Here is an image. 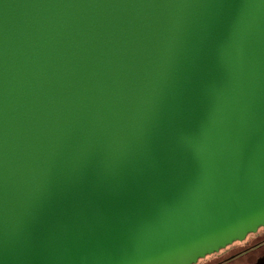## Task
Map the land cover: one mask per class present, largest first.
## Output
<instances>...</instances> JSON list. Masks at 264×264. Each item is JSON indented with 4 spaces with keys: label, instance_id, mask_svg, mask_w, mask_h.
I'll list each match as a JSON object with an SVG mask.
<instances>
[{
    "label": "water",
    "instance_id": "water-1",
    "mask_svg": "<svg viewBox=\"0 0 264 264\" xmlns=\"http://www.w3.org/2000/svg\"><path fill=\"white\" fill-rule=\"evenodd\" d=\"M264 225V0H0V264H191Z\"/></svg>",
    "mask_w": 264,
    "mask_h": 264
},
{
    "label": "flooded vegetation",
    "instance_id": "flooded-vegetation-1",
    "mask_svg": "<svg viewBox=\"0 0 264 264\" xmlns=\"http://www.w3.org/2000/svg\"><path fill=\"white\" fill-rule=\"evenodd\" d=\"M191 264H264V225Z\"/></svg>",
    "mask_w": 264,
    "mask_h": 264
}]
</instances>
